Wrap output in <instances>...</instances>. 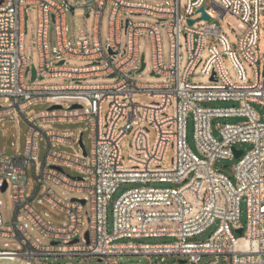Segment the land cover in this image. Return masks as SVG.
Masks as SVG:
<instances>
[{
  "label": "built area",
  "instance_id": "2783aa9c",
  "mask_svg": "<svg viewBox=\"0 0 264 264\" xmlns=\"http://www.w3.org/2000/svg\"><path fill=\"white\" fill-rule=\"evenodd\" d=\"M162 1L154 5L129 0H0L2 134L5 136L1 125L7 116L13 117L16 126L19 115L32 105L50 102L61 106L44 114L25 113L28 129L20 156L0 150V188L5 180V190L10 189L14 202L9 223L0 214V264H41L49 257L94 258L118 264L117 258L124 255L144 258L146 264H164L166 255L184 260L180 264H199L205 255L220 257L223 264H264V114L254 107L264 108V62L261 65L257 47L258 16L264 11V0H185L183 6L181 0ZM30 5L36 6L37 15L32 35L38 52L34 64L36 75L43 79L26 83L30 60L23 41ZM106 6L110 13L103 46L100 23ZM201 7L208 19L203 18ZM68 9H84L88 16L93 10L91 35L68 34ZM227 12L248 26L236 49L219 25ZM125 14H145L157 22L131 21ZM195 15L204 23L197 24ZM161 21H166L170 43L168 63L163 60ZM50 22L56 35L52 51L47 42ZM141 34L149 39L150 75L162 76L161 82L141 84L132 79L140 72ZM209 38L218 45L208 44ZM184 49L186 64L182 67ZM225 59L231 63L235 79L230 77ZM241 59L252 67V82L246 78ZM73 60L87 63H67ZM199 66L200 74L209 79L207 84L189 82ZM111 73L112 83L84 82ZM59 77L70 81H44ZM138 92L151 100L138 105L133 101ZM106 102L108 110L102 117ZM217 102L230 104L212 105ZM72 104L80 107L70 108ZM229 117L244 120L232 123L226 121ZM188 118L193 125L194 149L187 136ZM82 120L89 122L86 155L79 144L81 128L53 127L54 123ZM142 123L153 128V142ZM130 131L129 165H125L120 144ZM40 136L45 144L43 161L38 157ZM14 144L18 153V144ZM238 145L245 147L238 149ZM61 147H71L72 152ZM170 147L172 165L164 166ZM234 149L242 153L233 167L232 182L220 171L219 162L235 157ZM29 163L35 186L28 180ZM64 168L78 175L71 176ZM126 184L134 186L114 199ZM51 185L84 195L85 203L81 198L58 195ZM28 186L32 193L27 192ZM40 190L42 194L34 201ZM242 200L246 204L244 224L239 219ZM39 203L48 209L41 213L35 206ZM1 205L0 200V211ZM51 210L61 213L64 222L55 224ZM215 222L217 227L208 237L196 239ZM86 224L89 241L82 242L79 235ZM157 238L172 240L148 241ZM74 239L77 242L72 243ZM9 240L17 243L15 248H10ZM217 263L218 259L211 262ZM135 264H142L141 260Z\"/></svg>",
  "mask_w": 264,
  "mask_h": 264
},
{
  "label": "rangeland",
  "instance_id": "374dc122",
  "mask_svg": "<svg viewBox=\"0 0 264 264\" xmlns=\"http://www.w3.org/2000/svg\"><path fill=\"white\" fill-rule=\"evenodd\" d=\"M58 3H60L62 0H54ZM129 1H141V2H146L150 4H159L163 2L162 0H129ZM207 2H209L207 0ZM185 3V0H181V5L183 6ZM109 13H110V7L106 6L102 16H101V23H100V38H101V44L103 46H106L107 43V36H108V18H109ZM197 18V24H202L204 21L200 20L198 18V15H195ZM124 18H128L131 21H147V22H157L153 17L145 15V14H125ZM93 19H94V12L93 10L90 11L89 16H86V11L84 9H75L73 12L71 10L66 11V16H65V22L66 26L68 29V34L72 37L74 35H77L79 37H83L86 34L91 35L92 34V25H93ZM37 23V15H36V6L35 5H30L27 9V31L24 34V53L25 55L29 58L30 62L29 63H35L37 64V59H38V52H37V46L35 42L32 39L33 35V30L36 27ZM258 41H257V47H258V52H259V58H260V63L263 65L264 62V11L259 12L258 16ZM219 25L221 28V31L223 34L226 36L230 46L232 48H237L238 44V39L244 34V32L247 30L248 26L240 20L238 17L234 16L230 12H227L224 17L219 21ZM158 27L160 29V34H161V42H162V50H163V60L165 63H168L169 60V49H170V43H169V38L167 35V27H166V21H161L158 23ZM47 42L49 49L52 51V48L55 46L56 43V35H55V30L53 23L50 22V25L48 27V36H47ZM125 42V34L122 32V38H121V47H123ZM140 43H141V50L140 52L144 53L145 55V63L146 67L141 70L140 72L133 74L132 79L138 83H149V82H161L162 81V76H155V75H150V71L148 70V65L150 64V45H149V39L147 36H144L143 34L140 35ZM217 44V42L213 38L208 39V44ZM244 70H245V75L246 78L248 79L249 82H252L254 79L253 76V70L251 65L241 59ZM67 63H73L77 66L84 65L87 62L82 61V60H73V61H67ZM186 64V52L185 49L183 50V55H182V61L181 65L184 67ZM225 65L228 70V73L232 79H235L236 73L231 65V63L225 59ZM200 66L190 75L189 77V82L190 83H204L207 84L209 82V79L202 76L199 72ZM45 82L49 84H62V83H67L70 81V79L65 78V77H59L56 79H49L45 78ZM114 78H87L84 80L86 83H112L114 82ZM25 82L29 83L30 79L29 76H25ZM151 99L143 92H138L133 94V101L137 102L138 105H142L146 101H150ZM214 104H220L222 106L229 105L230 103L228 102H217V103H212ZM51 105L50 102L46 103H38L36 105H32L22 114L19 115V122L16 124V126L13 123V117L12 116H7L6 117V122L1 125L2 128L5 129V136L2 134V131L0 129V150L4 149V153L6 155H18L20 156L24 150L25 146V135L28 129V125L24 120V115L27 111L33 110L34 112H40L41 114H44L45 111L49 108ZM255 109L261 114H264V108L261 107L260 105H254ZM108 110V102L104 103L102 106V117L105 116L106 112ZM243 118L240 117H229L227 118L226 121L236 123V122H241L243 121ZM141 126L146 127L148 132H149V137H150V142H153L155 132L153 128L145 123H142ZM54 129L56 130H63V129H79L81 128L83 130V135L82 139L85 145V148L88 150L90 146V141L88 138V133H89V122L87 120H82V121H76V122H65V123H54L53 125ZM186 129H187V136H188V141L190 146L194 149V142H193V125L192 121L190 118H188L187 123H186ZM17 132L19 133L18 139L16 137ZM132 133L133 131H130L126 137L122 140L121 142V149H122V154H123V163L125 165H129L127 163V157L128 153L131 151L130 147V140L132 138ZM18 144V153H16V145H12V143ZM39 142V160L43 161L44 156H45V144H44V137L40 136L38 138ZM238 149H243L245 146L244 145H238ZM61 149L65 150L66 152H72L71 147H61ZM172 156H173V149L170 147L167 150L166 153V158H165V163L164 166H171L172 165ZM238 162L237 157H233L231 159H223L219 162L221 165L219 167L220 171L226 175L232 182H234V174H233V167L234 165ZM32 165L31 163L28 164V180L31 183L32 186H35V180L32 176ZM64 171L68 173L71 176H76L78 173L75 170H71L69 168H64ZM134 185L132 184H126L122 186L114 195V199L119 196L124 190L133 187ZM53 190L60 196L65 197L67 199L71 198H85L84 195L81 194H73L69 192H63L62 189L56 185H51ZM27 192L32 193V189L30 186L27 187ZM43 190H40L37 197L34 199V201L42 194ZM11 192L10 189H7L5 191L0 190V200L2 201L1 205V211L0 214L4 220L5 223H9L12 218H13V211H14V202L11 198ZM36 208L42 213L44 210L48 209L47 206L44 203H39L35 205ZM88 207V206H87ZM86 207V208H87ZM239 209H240V222L244 224L245 222V210H246V204L245 201L242 200L239 203ZM51 219L55 224H61L64 222V216L59 213L56 210H51ZM108 215L109 219L111 217V209H108ZM86 220V217H85ZM217 223L215 222L211 226H209L204 234L201 236H198L196 239L203 240L206 237H208L217 227ZM87 229V224L86 226L83 227L81 233H80V240L84 242V232ZM171 238H157L155 240L148 239V241H157V242H169L171 241ZM47 242V240H44ZM10 244V248H15L17 245L16 242L9 240L8 241ZM0 248H3L2 242L0 243ZM159 258L155 259L158 260ZM218 259L217 264H223L221 261V258H216L213 255H205L203 256L202 260L200 261L199 264H211L212 261ZM138 260H141L142 264L145 263V259L138 257V256H132V255H124L121 257L117 258L118 264H135ZM177 256L173 255H166L164 257V264H180L178 261ZM41 264H104L103 262H98L97 259L94 258H89L87 260H80L78 257H72V258H67V257H49L47 259H42Z\"/></svg>",
  "mask_w": 264,
  "mask_h": 264
},
{
  "label": "water",
  "instance_id": "95a60500",
  "mask_svg": "<svg viewBox=\"0 0 264 264\" xmlns=\"http://www.w3.org/2000/svg\"><path fill=\"white\" fill-rule=\"evenodd\" d=\"M199 11L203 13V18H204V19H208V15L204 13V8H203V7H201V8L199 9ZM187 23L190 24V25L193 24V19H188ZM140 60H141V66H140V68H139L138 71L143 70L144 67H145V55H144L143 52H142L141 55H140ZM60 63H62V61H61ZM28 72H29V79H30V82L34 81L35 79H39V80L43 79L42 76H37V75H36V67H35V64H34V63H30V64H29V66H28L27 69H26V73H28ZM151 75H155V74L151 73ZM113 76H114V74L111 73V74H109L107 77H108V78H112ZM155 76H156V75H155ZM77 107H80V105H78V104H72L70 108H77ZM48 109H61V106H60V105H55V104H53V105H50ZM79 144H80V146H81V148H82L83 155H86V149H85V146H84V144H83L82 136H80ZM233 151H234V155H235V157H239L240 154L242 153L241 150H235V149H234ZM6 187H7V183H6V181L4 180V181H3V185H2V187L0 188V190L3 192V191H5ZM71 199L74 200V199H76V198H71ZM80 201H81L83 204L85 203V199H80ZM237 233L240 234V233H241V229H238V230H237ZM84 239H85L86 242L89 241V235H88V231H87V230L84 232ZM71 242H72V243H75V242H77V239H74V240H72ZM179 263H184V260H182V259L179 260Z\"/></svg>",
  "mask_w": 264,
  "mask_h": 264
},
{
  "label": "bare ground",
  "instance_id": "6f19581e",
  "mask_svg": "<svg viewBox=\"0 0 264 264\" xmlns=\"http://www.w3.org/2000/svg\"><path fill=\"white\" fill-rule=\"evenodd\" d=\"M18 122H19V119H16V124H18Z\"/></svg>",
  "mask_w": 264,
  "mask_h": 264
},
{
  "label": "crops",
  "instance_id": "0c3cea01",
  "mask_svg": "<svg viewBox=\"0 0 264 264\" xmlns=\"http://www.w3.org/2000/svg\"><path fill=\"white\" fill-rule=\"evenodd\" d=\"M86 16H88V15H86Z\"/></svg>",
  "mask_w": 264,
  "mask_h": 264
}]
</instances>
